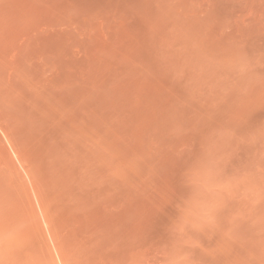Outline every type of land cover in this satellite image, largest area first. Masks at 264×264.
<instances>
[{"label": "rangeland", "instance_id": "obj_1", "mask_svg": "<svg viewBox=\"0 0 264 264\" xmlns=\"http://www.w3.org/2000/svg\"><path fill=\"white\" fill-rule=\"evenodd\" d=\"M264 0H0V264H149L183 173L238 130L198 264H264Z\"/></svg>", "mask_w": 264, "mask_h": 264}, {"label": "clouds", "instance_id": "obj_2", "mask_svg": "<svg viewBox=\"0 0 264 264\" xmlns=\"http://www.w3.org/2000/svg\"><path fill=\"white\" fill-rule=\"evenodd\" d=\"M242 140L238 130L222 132L193 155L182 177L184 194L169 224L170 242L155 250L149 264H198L195 250L201 247L202 235L218 224L220 201L229 195L220 190L228 185L242 188L248 179L229 159L233 143Z\"/></svg>", "mask_w": 264, "mask_h": 264}]
</instances>
